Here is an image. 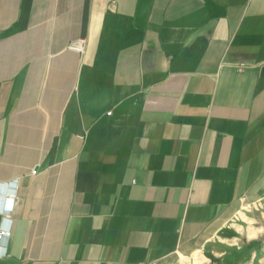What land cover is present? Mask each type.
<instances>
[{
    "label": "crops",
    "instance_id": "1",
    "mask_svg": "<svg viewBox=\"0 0 264 264\" xmlns=\"http://www.w3.org/2000/svg\"><path fill=\"white\" fill-rule=\"evenodd\" d=\"M5 226L0 264H264V0H0Z\"/></svg>",
    "mask_w": 264,
    "mask_h": 264
},
{
    "label": "built area",
    "instance_id": "2",
    "mask_svg": "<svg viewBox=\"0 0 264 264\" xmlns=\"http://www.w3.org/2000/svg\"><path fill=\"white\" fill-rule=\"evenodd\" d=\"M86 47H87V40L85 38H80L78 40L71 42L68 48L74 52L83 55L86 51ZM82 138L84 137L82 136ZM10 198H12L14 202L17 201L18 200L17 193L10 192ZM258 205L260 206V203ZM11 234H12L11 228H9L8 226L2 227L0 230V241L2 242L3 240L9 239L11 237Z\"/></svg>",
    "mask_w": 264,
    "mask_h": 264
},
{
    "label": "clouds",
    "instance_id": "3",
    "mask_svg": "<svg viewBox=\"0 0 264 264\" xmlns=\"http://www.w3.org/2000/svg\"><path fill=\"white\" fill-rule=\"evenodd\" d=\"M10 183L13 184L15 187L18 188L19 187V184H20V178L17 177L15 179L11 180ZM13 206H14V200L12 198H9V203H7L5 205V211L6 212H11Z\"/></svg>",
    "mask_w": 264,
    "mask_h": 264
}]
</instances>
